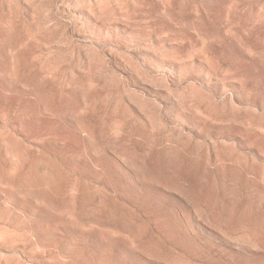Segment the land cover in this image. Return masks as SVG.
<instances>
[{
    "label": "rangeland",
    "instance_id": "rangeland-1",
    "mask_svg": "<svg viewBox=\"0 0 264 264\" xmlns=\"http://www.w3.org/2000/svg\"><path fill=\"white\" fill-rule=\"evenodd\" d=\"M0 264H264V0H0Z\"/></svg>",
    "mask_w": 264,
    "mask_h": 264
}]
</instances>
